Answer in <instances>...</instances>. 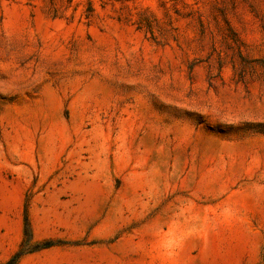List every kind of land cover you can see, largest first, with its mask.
I'll use <instances>...</instances> for the list:
<instances>
[{
  "label": "rangeland",
  "instance_id": "1",
  "mask_svg": "<svg viewBox=\"0 0 264 264\" xmlns=\"http://www.w3.org/2000/svg\"><path fill=\"white\" fill-rule=\"evenodd\" d=\"M264 264V0H0V264Z\"/></svg>",
  "mask_w": 264,
  "mask_h": 264
},
{
  "label": "trees",
  "instance_id": "2",
  "mask_svg": "<svg viewBox=\"0 0 264 264\" xmlns=\"http://www.w3.org/2000/svg\"><path fill=\"white\" fill-rule=\"evenodd\" d=\"M16 262V260H13L12 262L8 263V264H14Z\"/></svg>",
  "mask_w": 264,
  "mask_h": 264
}]
</instances>
